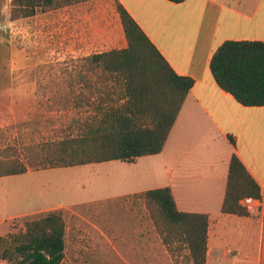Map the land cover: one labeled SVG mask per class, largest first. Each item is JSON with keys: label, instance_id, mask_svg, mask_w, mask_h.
I'll return each instance as SVG.
<instances>
[{"label": "crops", "instance_id": "0c3cea01", "mask_svg": "<svg viewBox=\"0 0 264 264\" xmlns=\"http://www.w3.org/2000/svg\"><path fill=\"white\" fill-rule=\"evenodd\" d=\"M117 1L173 70L194 82L163 149L133 162L125 161L131 170L124 177L126 189L108 198L167 186L178 209L208 215L206 264H264V106L239 103L219 87L209 68L213 52L225 40L264 41V0ZM105 2L107 11L98 9L92 14L78 11L84 1L60 7L69 15L66 28L63 12H59L61 50L66 33L70 45L64 51L74 58L126 46L115 0ZM110 13L116 35L110 33L107 24ZM86 26L98 31V38L92 42L101 50L92 51L93 43L87 44ZM232 154L238 156L261 186L262 197L246 204L248 216L221 211ZM45 210L17 212L8 219ZM117 213L112 214L130 216ZM71 228V254L66 261V226L65 254L60 264H174L150 219L145 223L129 220L124 226L114 220ZM159 250L163 253L161 258Z\"/></svg>", "mask_w": 264, "mask_h": 264}, {"label": "trees", "instance_id": "16d2710c", "mask_svg": "<svg viewBox=\"0 0 264 264\" xmlns=\"http://www.w3.org/2000/svg\"><path fill=\"white\" fill-rule=\"evenodd\" d=\"M82 0H66V3ZM179 3L183 0H170ZM55 0H11L19 17H33ZM126 46L81 57L74 107L75 131L45 142L40 157L18 158L0 176L109 160L133 162L159 153L187 97L193 79L177 74L128 11L115 0ZM16 17V16H14ZM210 71L223 90L245 106H264V41L225 40L213 52ZM233 142V138L229 136ZM174 264H206L209 217L177 208L167 186L134 193ZM262 197L261 186L232 154L221 205L223 213L250 214L246 202ZM60 208L26 214L15 232L0 235L5 264H60L66 246Z\"/></svg>", "mask_w": 264, "mask_h": 264}, {"label": "rangeland", "instance_id": "374dc122", "mask_svg": "<svg viewBox=\"0 0 264 264\" xmlns=\"http://www.w3.org/2000/svg\"><path fill=\"white\" fill-rule=\"evenodd\" d=\"M82 1L84 4L78 11L92 14L98 9L108 10L105 0ZM64 4L69 3L55 0L46 11L22 18L19 9L12 8L11 0H0V163L40 157L45 142L69 136L76 129L78 110L74 107V90L78 87L76 72L82 62L81 57H71L64 51L70 45L68 33L60 48L59 12H63V27L68 28L69 21L68 10H60ZM15 18L18 20L11 21ZM107 19L110 33L116 35L111 13ZM85 32L89 36L87 44L93 43L91 50H101L92 42L98 38V31L90 26ZM110 162L0 176V235L21 227L24 215L8 219L13 213L60 208L68 230L65 258L68 261L71 226L107 224L114 220L122 226L128 225L129 220L132 223L140 219L145 223L150 217L134 193L108 198L126 189L124 177L131 173L125 161ZM5 166L0 164V170ZM76 211L83 216L76 215ZM117 212L130 216L112 214ZM108 214L112 216L105 217ZM162 256L159 250V257ZM0 264L5 262L0 259Z\"/></svg>", "mask_w": 264, "mask_h": 264}, {"label": "built area", "instance_id": "2783aa9c", "mask_svg": "<svg viewBox=\"0 0 264 264\" xmlns=\"http://www.w3.org/2000/svg\"><path fill=\"white\" fill-rule=\"evenodd\" d=\"M249 201L246 202V204L248 203Z\"/></svg>", "mask_w": 264, "mask_h": 264}]
</instances>
